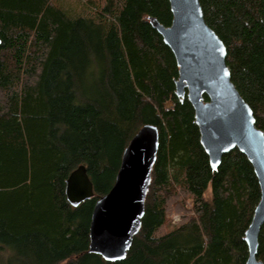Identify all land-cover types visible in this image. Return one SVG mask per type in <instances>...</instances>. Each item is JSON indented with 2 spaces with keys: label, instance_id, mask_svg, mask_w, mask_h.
<instances>
[{
  "label": "trees",
  "instance_id": "1",
  "mask_svg": "<svg viewBox=\"0 0 264 264\" xmlns=\"http://www.w3.org/2000/svg\"><path fill=\"white\" fill-rule=\"evenodd\" d=\"M77 1L76 15L64 0H0V264H245L257 179L238 150L211 170L174 95V56L146 19L169 26L168 1ZM199 3L264 132V0ZM145 124L159 144L141 227L122 261L105 262L88 252L91 213ZM80 165L94 196L73 208L65 181Z\"/></svg>",
  "mask_w": 264,
  "mask_h": 264
},
{
  "label": "water",
  "instance_id": "2",
  "mask_svg": "<svg viewBox=\"0 0 264 264\" xmlns=\"http://www.w3.org/2000/svg\"><path fill=\"white\" fill-rule=\"evenodd\" d=\"M167 1L170 25L163 26L151 16L147 22L174 56L178 68L174 95L180 102L186 99L193 110L211 170L216 171L222 157L234 150L243 154L253 169L260 197L243 236L248 253L245 264H262L256 256L264 224V132L256 127L251 108L231 82L226 48L206 25L199 0ZM158 140L156 126L140 127L123 151L113 186L94 204L88 252L105 262L122 261L140 230ZM64 192L73 208L94 196L83 165L70 173Z\"/></svg>",
  "mask_w": 264,
  "mask_h": 264
},
{
  "label": "rangeland",
  "instance_id": "3",
  "mask_svg": "<svg viewBox=\"0 0 264 264\" xmlns=\"http://www.w3.org/2000/svg\"><path fill=\"white\" fill-rule=\"evenodd\" d=\"M64 6L66 10H69L73 12L76 15L79 13V11L82 8V5L77 0H64ZM173 222L176 223L179 220V216L177 214L173 215L172 217Z\"/></svg>",
  "mask_w": 264,
  "mask_h": 264
}]
</instances>
